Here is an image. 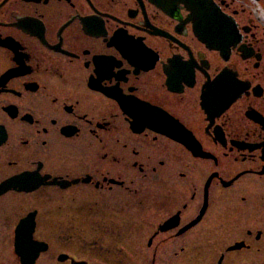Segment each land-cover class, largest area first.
I'll return each mask as SVG.
<instances>
[{
  "label": "flooded vegetation",
  "instance_id": "flooded-vegetation-1",
  "mask_svg": "<svg viewBox=\"0 0 264 264\" xmlns=\"http://www.w3.org/2000/svg\"><path fill=\"white\" fill-rule=\"evenodd\" d=\"M0 264H264V0H0Z\"/></svg>",
  "mask_w": 264,
  "mask_h": 264
}]
</instances>
